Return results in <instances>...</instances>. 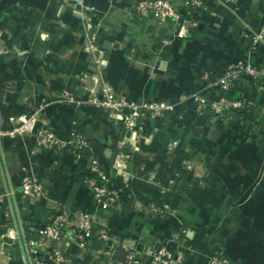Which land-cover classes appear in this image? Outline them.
<instances>
[{
	"label": "crops",
	"instance_id": "1",
	"mask_svg": "<svg viewBox=\"0 0 264 264\" xmlns=\"http://www.w3.org/2000/svg\"><path fill=\"white\" fill-rule=\"evenodd\" d=\"M203 1L201 16L192 11L197 28L162 44L166 27L136 16L123 0H0V192L13 190L8 216L0 213V264H26L24 240L38 237L57 204L94 211L82 182L86 152L59 156L36 147L31 135H8L32 115L35 128L44 124L60 138L76 126L114 185L127 177L122 208L96 212L116 245L110 264H124L123 245L138 249L142 262L155 245L180 258L173 264H212L218 251L227 264H264V90L237 78L234 94L253 108L225 127L198 118L187 99L206 71L221 74L238 61L264 66V37L253 38L264 0ZM75 3L91 9L80 17ZM104 84L126 101L119 114L88 102ZM66 93L84 105L62 102ZM146 102L171 107L143 114ZM133 108L135 120L128 118ZM26 176L41 181L44 197L23 196ZM71 256L72 264L107 259L76 248Z\"/></svg>",
	"mask_w": 264,
	"mask_h": 264
},
{
	"label": "built area",
	"instance_id": "2",
	"mask_svg": "<svg viewBox=\"0 0 264 264\" xmlns=\"http://www.w3.org/2000/svg\"><path fill=\"white\" fill-rule=\"evenodd\" d=\"M131 11L140 18L153 19L160 27H166L167 38L159 40L166 43L172 37H186L189 29L198 25L197 19L192 11H199L201 16L207 9L203 0H182V6H177L172 0H123ZM231 6H236L237 0H224ZM89 6L81 3L73 4L72 11L80 17H84V11L90 10ZM264 37V20L260 29L253 36L254 41ZM91 48L92 45L89 44ZM131 51L139 48H131ZM139 61V56L135 57ZM248 76L260 89L264 90V66L256 67L248 62L238 61L227 66L221 74L204 72L201 75V87L187 99L193 104L195 115L203 121L211 124L227 126L236 116L244 111L251 110L252 104L246 99L234 94V82L240 76ZM101 95L93 94L88 102L95 106L119 114L127 104L126 101L116 97L109 86L101 88ZM61 101L82 107L84 102L70 94H63ZM171 106L146 102L143 104L141 113L159 115ZM130 112L128 118L135 120L137 110ZM140 115V114H139ZM35 115L28 116L19 121L14 129L8 132L9 136L31 135L38 148L52 151L62 156L65 153L79 157L82 152L87 153V174L83 177V184L90 190L94 211L88 209H70L57 204L49 215L48 220L38 231V237L24 240V247L28 263L26 264H72L71 252L73 248L83 253L97 254L103 251L107 259L100 264H110L116 253V245L110 243L108 230L100 226L97 211L108 212L122 208V195L127 185V177L121 187L113 183V173L110 168H105L97 149L90 146L86 136L76 127L72 129L66 138L58 137L51 128L44 124L35 128ZM0 134L2 132L0 131ZM115 167V166H114ZM125 187V188H124ZM24 197L30 199L42 198L46 194L41 181L36 177H24L21 184ZM13 196V190L0 192V213L8 216L6 209V198ZM32 227H30L31 229ZM10 239H15L16 234L9 231L5 234ZM102 242V248L95 249V241ZM126 252L124 264H173L179 263L180 258L164 246L148 245L145 254L148 261L142 262L138 257L139 250L122 246ZM5 252L0 247V256ZM43 252L45 258L40 260L37 255ZM212 264H227L225 254L218 251L210 260Z\"/></svg>",
	"mask_w": 264,
	"mask_h": 264
},
{
	"label": "water",
	"instance_id": "3",
	"mask_svg": "<svg viewBox=\"0 0 264 264\" xmlns=\"http://www.w3.org/2000/svg\"><path fill=\"white\" fill-rule=\"evenodd\" d=\"M77 2H79V1H77ZM24 251H25V247H24ZM25 259H26V263H28L27 258H26V252H25Z\"/></svg>",
	"mask_w": 264,
	"mask_h": 264
},
{
	"label": "trees",
	"instance_id": "4",
	"mask_svg": "<svg viewBox=\"0 0 264 264\" xmlns=\"http://www.w3.org/2000/svg\"><path fill=\"white\" fill-rule=\"evenodd\" d=\"M197 28V26L196 27H194V28H192V29H196ZM94 149H96V148H94ZM101 164L104 166V164L101 162ZM105 167V166H104ZM105 168H108V167H105Z\"/></svg>",
	"mask_w": 264,
	"mask_h": 264
}]
</instances>
